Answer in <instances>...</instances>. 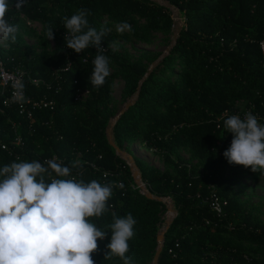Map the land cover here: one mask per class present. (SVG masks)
Listing matches in <instances>:
<instances>
[{"label":"trees","instance_id":"trees-1","mask_svg":"<svg viewBox=\"0 0 264 264\" xmlns=\"http://www.w3.org/2000/svg\"><path fill=\"white\" fill-rule=\"evenodd\" d=\"M160 1L176 10L182 21L166 55L157 61L152 57L150 63L154 64L148 70L138 61L128 62L106 50L103 53L117 66L122 99L132 100L110 129L111 146L106 128L113 76L100 88L92 85L96 49L89 47L80 54L68 49L64 18L87 9L89 26L97 31L127 22L132 28L130 36L139 38V31L169 33L170 11L152 0H24L19 10L14 7L16 0H10L12 6L6 14L10 24L19 28L20 16L40 23L42 51L23 46L16 33L15 43L9 40L3 42L7 46H0V59L7 69L23 71L25 97L50 100L54 105L52 111H33L30 120L15 110L0 113V147L8 149L0 148V168L55 156L71 175L44 174L46 182L74 177L86 184L96 180L112 186L108 210L89 218L107 232L104 240L97 241L94 264H123L119 257H104L114 216L128 213L137 223L126 255L132 264L149 261L163 213L156 199L163 198L171 201L176 216L163 234L156 264H264V222L251 219L250 210L232 190L241 179L264 180V173L230 165L223 156L232 141L224 120L237 115L238 102L264 125V0ZM104 18L107 22L102 23ZM135 19L143 25H137ZM49 28L52 40L47 38ZM107 40L108 34L101 43L104 48ZM49 41L54 49L46 52ZM67 59L69 70L60 72ZM32 80L40 83L34 87ZM79 90L86 91V97L75 102ZM133 142L151 150L173 172H160L131 157L151 199L132 189L130 170L116 155ZM180 148L188 151L203 174L179 159ZM211 191L225 203L221 218L202 204Z\"/></svg>","mask_w":264,"mask_h":264},{"label":"clouds","instance_id":"clouds-1","mask_svg":"<svg viewBox=\"0 0 264 264\" xmlns=\"http://www.w3.org/2000/svg\"><path fill=\"white\" fill-rule=\"evenodd\" d=\"M23 2L16 0L14 7L19 10ZM10 5V0H0V42L16 41L18 26L6 18ZM88 15L87 9H78L70 18L65 17L64 39L66 47L77 54L89 47L96 49L90 79L93 86L100 88L111 71L109 58L103 54L106 49L101 47L111 29L102 27L97 31L90 27ZM116 31L122 34L132 28L123 22ZM47 38L54 39L51 28ZM224 128L232 134L231 145L223 152L227 162L264 173V125L258 123L257 117L251 113L243 119L228 116ZM52 172L58 177L71 175L68 167L55 160L44 164L35 160L12 162L0 168V264H94L92 254L98 249L97 241L104 240L107 232L89 218H98L108 210L112 186L96 180L86 184L74 177L46 182L44 174L51 176ZM119 186L123 188L122 183ZM136 223L131 213L114 216L104 259L115 256L123 264H132L126 253Z\"/></svg>","mask_w":264,"mask_h":264},{"label":"rangeland","instance_id":"rangeland-1","mask_svg":"<svg viewBox=\"0 0 264 264\" xmlns=\"http://www.w3.org/2000/svg\"><path fill=\"white\" fill-rule=\"evenodd\" d=\"M158 5H161L167 8L170 11L172 26L169 33H162L160 31H151L146 34H141V31L137 33L139 38H133L130 36L128 31L124 33H118L116 31L117 23L109 24V29L111 31L108 33L109 40L105 45L106 51L120 57L128 62L138 61L142 63L145 67L152 66L154 63H150L152 57H156V60H159L161 57L166 55L167 51L173 44V37L177 29L182 26V21L176 10L169 7L166 3L160 0H152ZM22 20L21 26L18 28V34L22 37V45L31 47L36 53L42 51L39 40L41 37V25L40 23H31L26 21L23 17H19ZM107 19L104 18L102 23L107 22ZM137 25H143L142 20L135 19ZM28 23V24H27ZM0 46L5 47L3 42H0ZM54 49V44L52 41L48 42L47 47L45 48L46 52H51ZM110 61V75L113 76L110 86L109 93V111H108V127L106 128V139L112 142L110 129L113 126V123L118 117L120 111L124 110L127 103H131V99H122L121 90L123 87V82L121 77L118 74L117 66L114 62ZM23 73L21 69H18ZM86 97L85 93H81V100ZM238 113L237 115L242 119L249 109L244 107L241 103L236 104ZM262 125L261 122H258ZM124 150L116 151V155L119 159L125 162L127 167L130 170L131 179H133L134 185L138 186L137 177H139L138 171L133 166L131 157H134L147 166L155 168L160 172H166L169 175H173L171 167L164 165L162 159L159 156L154 155L151 150L145 148L142 144L138 142H133L130 144H125L123 146ZM177 155L180 160L186 163L187 167H192L198 174H203V169L197 164V162L190 158V154L186 149L180 148L177 151ZM135 177V178H134ZM140 179V178H139ZM138 188V187H137ZM142 191V189H139ZM234 194L237 196L238 200L244 203L245 208L250 210V218L254 219L260 223L264 222V180L261 178L258 179H241L232 186ZM163 206L162 213V223L164 221L166 204ZM161 232L159 231L158 234ZM161 247L160 244L155 245L156 250ZM154 252V253H155ZM153 258V256H152ZM152 258L144 264H152Z\"/></svg>","mask_w":264,"mask_h":264},{"label":"built area","instance_id":"built-area-1","mask_svg":"<svg viewBox=\"0 0 264 264\" xmlns=\"http://www.w3.org/2000/svg\"><path fill=\"white\" fill-rule=\"evenodd\" d=\"M101 47L104 48L102 45ZM261 48H262V45H261ZM69 55H72V54L69 53ZM82 62H85V60H82ZM69 68H70V61L67 59L66 63L59 71L67 72ZM22 77H23L22 72H20L17 68L7 69L0 59V113H3L4 111H9V110H15L18 113V115L24 117L27 120H30L32 118L33 111L43 110V109L52 111L53 105H54L52 101L45 100V99L33 100L31 98L25 97L22 91V88H21ZM39 83L40 82L38 80L31 81V84L34 87L38 86ZM41 84L44 85L46 88H48V86H46L45 83H41ZM81 93L86 94V91L84 90L76 91L75 97L73 99L75 102L81 100ZM20 97H22V99ZM15 141H16V144H18L21 149L22 144L20 140L17 138ZM0 148L5 151L8 150L5 145H1ZM50 160H55L56 162L60 164L62 163V161L55 156H52L47 159H40L39 161L42 164H44L45 161H50ZM45 167H47L46 164H45ZM136 177H137L136 180L138 182L137 183L138 186L134 185V182L132 179V186H131L132 189H136L140 195H143V196L149 195L145 185L141 182L138 176ZM137 187L139 189H142V191H139ZM159 200H160L159 202L162 205H165V204L167 205L164 221L162 223V218H161V224L159 227V231L164 234L171 220L176 216V213L173 209L171 201L168 198H163ZM202 204L207 205L209 210L217 218L223 217L224 215L223 206L225 205V203L221 202L217 198V196L214 194V192L211 191L208 196L204 197L202 199ZM207 224L208 222H205V225ZM243 258L246 259L245 257Z\"/></svg>","mask_w":264,"mask_h":264},{"label":"water","instance_id":"water-1","mask_svg":"<svg viewBox=\"0 0 264 264\" xmlns=\"http://www.w3.org/2000/svg\"><path fill=\"white\" fill-rule=\"evenodd\" d=\"M169 7H170V6H169ZM178 30H179V29L176 30L175 35H174V37H173V40L175 39V36H176ZM130 104H131V103H127V104L125 105V108H124V109H126ZM122 112H123V110L119 112L118 116L121 115ZM107 141H108V143H109L111 146H113V144H112L111 141H109L108 139H107ZM146 197L149 198V199L152 198L150 195H146ZM156 200H157V201H160L159 199H156ZM165 231H166V230H165ZM162 237H163V233L157 234V236H156V243H157V244H160V242H161V240H162ZM159 252H160V247L156 250V252H155L154 255H153V258H152V264H156V263H157V258H158Z\"/></svg>","mask_w":264,"mask_h":264}]
</instances>
